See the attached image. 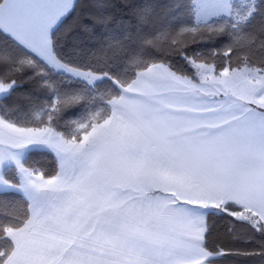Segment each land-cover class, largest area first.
Here are the masks:
<instances>
[{
	"label": "snow or ice",
	"instance_id": "1",
	"mask_svg": "<svg viewBox=\"0 0 264 264\" xmlns=\"http://www.w3.org/2000/svg\"><path fill=\"white\" fill-rule=\"evenodd\" d=\"M233 255L264 262V0H0V264Z\"/></svg>",
	"mask_w": 264,
	"mask_h": 264
},
{
	"label": "trees",
	"instance_id": "2",
	"mask_svg": "<svg viewBox=\"0 0 264 264\" xmlns=\"http://www.w3.org/2000/svg\"><path fill=\"white\" fill-rule=\"evenodd\" d=\"M86 46H93L96 42V38L92 36H84L81 38ZM111 55V53H109ZM30 91V89H23L20 93L14 97V100L23 103L24 95ZM34 159H38L41 163L48 164L52 160L51 155H36L33 157ZM213 225L212 235L209 238V243L211 246L223 247L226 249L232 250H251L256 247L255 244L245 243L243 240H238L233 237L229 228L232 226L228 219H221L219 217H213L210 221ZM238 231H243V229H238ZM219 264H264L259 257L249 258L244 256H227L222 258L219 261Z\"/></svg>",
	"mask_w": 264,
	"mask_h": 264
}]
</instances>
